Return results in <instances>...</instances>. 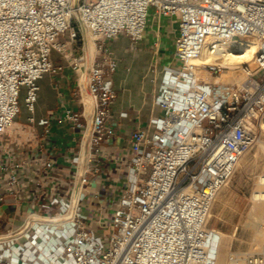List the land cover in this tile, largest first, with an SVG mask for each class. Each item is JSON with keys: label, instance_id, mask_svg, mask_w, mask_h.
<instances>
[{"label": "built area", "instance_id": "2783aa9c", "mask_svg": "<svg viewBox=\"0 0 264 264\" xmlns=\"http://www.w3.org/2000/svg\"><path fill=\"white\" fill-rule=\"evenodd\" d=\"M73 2L0 0V136L23 105L31 114L29 122H35L39 81L63 69L56 54L82 80V112L65 108L64 120L84 128L83 139L92 122L87 150L103 155L101 144L116 135L109 119L119 61L109 42L122 34L140 42L151 9L155 19L176 22L173 57L181 65L152 68L160 76L154 78L153 115L130 135L128 187L114 204L109 235H97L81 210L90 160H85L73 203L77 156L70 196L46 199L42 211L28 216L19 230L0 234V264H217L218 240L208 227L211 210L255 144L257 125L264 118V0H80L78 10L95 47L87 89L85 51L75 53L76 45L84 48V43ZM246 40L256 41L258 48L251 64L233 68L245 75L243 82L215 83L202 77L231 70L222 63L223 56ZM204 57L207 62L198 64ZM25 163L10 157L0 164L10 186L20 185ZM52 167L47 161L45 168ZM243 261L264 264V256L231 252L227 264Z\"/></svg>", "mask_w": 264, "mask_h": 264}, {"label": "crops", "instance_id": "0c3cea01", "mask_svg": "<svg viewBox=\"0 0 264 264\" xmlns=\"http://www.w3.org/2000/svg\"><path fill=\"white\" fill-rule=\"evenodd\" d=\"M175 40L174 19L166 17L158 23L151 9L140 42L133 43L124 34L109 42L119 61L118 71L113 76L117 98L111 105L109 119L116 128V135L101 144L103 155L94 156L93 152L86 151V159L91 161L92 168L88 182L82 186L84 197L80 203L87 217L86 224L97 235L104 237L110 233L114 204L128 187L133 155L130 135L137 128L145 127L153 115L152 99L158 83L154 81L157 76L152 68L155 64L159 69L163 65H181L173 57ZM156 42L160 52L155 53ZM54 59L63 65V69L56 75L46 74L39 81L35 122H29L31 114L27 109V116L22 119L21 110L12 126L0 136V164L10 157L26 162V173L20 177L19 186H10L8 175L0 173V194L4 195L0 202V234L19 230L28 216L42 211L46 199L54 195L68 198L73 188L78 168L74 158L81 154L84 128H75L72 122L64 120V112L65 108L82 112L79 101L82 80L79 73L56 54ZM90 108L87 109L89 118ZM121 113H127V116L123 117ZM41 120H48V124H40ZM81 122L86 123V120L81 118ZM47 161L53 163L52 168H45Z\"/></svg>", "mask_w": 264, "mask_h": 264}, {"label": "rangeland", "instance_id": "374dc122", "mask_svg": "<svg viewBox=\"0 0 264 264\" xmlns=\"http://www.w3.org/2000/svg\"><path fill=\"white\" fill-rule=\"evenodd\" d=\"M75 51L79 55L84 48L78 44ZM237 75L245 78L240 71ZM26 114V108L22 106V119ZM263 175L264 129L260 123L257 125L255 144L239 162L232 179L221 189L211 210L208 227L215 231L218 240L217 264H227L231 252L264 256V236L259 233L264 231V220L258 218L257 203L253 199Z\"/></svg>", "mask_w": 264, "mask_h": 264}, {"label": "bare ground", "instance_id": "6f19581e", "mask_svg": "<svg viewBox=\"0 0 264 264\" xmlns=\"http://www.w3.org/2000/svg\"><path fill=\"white\" fill-rule=\"evenodd\" d=\"M162 19L163 18L155 19V20L158 23H160V21ZM145 29H146V27H145ZM142 38H143V36H142ZM257 48H258V43L256 41H253V40H246V41H241V42L235 43L233 46L228 48V51L223 56V62H222L223 64L229 66L231 68V70L225 71L224 74L222 73L223 75L221 74V75L216 76V77H210L208 74L203 73L202 77H204L205 79H207L209 81L215 82V83H228V82H239V83H241V82H243L245 80V78L239 77L237 75L238 71L233 70V68L237 67L238 65L240 66L241 64H243V65L244 64H248V65L251 64V61L253 59V55H254L255 51L257 50ZM88 52L90 54V58L95 53L94 43H93V40L91 38H88ZM175 60L179 61L177 59H175ZM205 62H207L206 57L200 58L197 60L198 64H202ZM87 100H88V106H90L89 97H87ZM261 124H262V128L264 129V118L261 121ZM82 188L83 187H81V191H82ZM253 199L257 203V214H258L257 216H258V218L261 220L262 219L264 220V218H263V214H264V175L260 177L259 188L254 191ZM259 233H262V235L264 236V231L259 232ZM216 256L218 258V254Z\"/></svg>", "mask_w": 264, "mask_h": 264}, {"label": "water", "instance_id": "95a60500", "mask_svg": "<svg viewBox=\"0 0 264 264\" xmlns=\"http://www.w3.org/2000/svg\"><path fill=\"white\" fill-rule=\"evenodd\" d=\"M79 1L80 0H74L73 5L74 8L76 10V15H77V20L79 22L80 28H81V34L83 37V43H84V51H85V55H86V71H85V88L87 89V77H88V72H89V68H90V54L88 52V35H87V31L86 28L82 22L79 10H78V6H79ZM92 131V122L90 124V127L88 129L87 135L84 138L83 141V146H82V151L80 154V166H79V173H78V180H77V185L75 188V193H74V198H73V203L75 205L76 201H77V197H78V193L81 187V180H82V176L84 173V168H85V159H86V151H87V144H88V140H89V136L91 134Z\"/></svg>", "mask_w": 264, "mask_h": 264}]
</instances>
